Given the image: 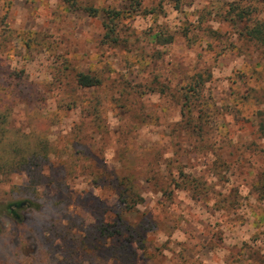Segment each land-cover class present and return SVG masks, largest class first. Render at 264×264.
<instances>
[{
	"label": "rangeland",
	"instance_id": "rangeland-1",
	"mask_svg": "<svg viewBox=\"0 0 264 264\" xmlns=\"http://www.w3.org/2000/svg\"><path fill=\"white\" fill-rule=\"evenodd\" d=\"M134 1L0 0V264H264V6Z\"/></svg>",
	"mask_w": 264,
	"mask_h": 264
},
{
	"label": "trees",
	"instance_id": "trees-1",
	"mask_svg": "<svg viewBox=\"0 0 264 264\" xmlns=\"http://www.w3.org/2000/svg\"><path fill=\"white\" fill-rule=\"evenodd\" d=\"M173 2L178 1V0H171ZM257 3L262 7L264 6V0H258ZM134 8H136V10L138 9L140 3L138 0L134 1ZM264 10V9H261ZM121 15V11L119 10H110L107 12V16L109 20H113L118 18ZM225 19L228 20L231 24H243L242 29L240 30V33L242 35H244L245 37H247L248 39L254 41L255 43H257L259 46H261L262 48H264V14H260V12H254L252 11V9H238L237 4H230L229 7L225 10ZM113 32L117 35V30H116V24L112 27L110 26L108 29V33L106 36V39L112 40V36H113ZM118 36V35H117ZM160 36V33H155L154 37L157 38ZM172 36V35H171ZM116 41L118 40V37H115ZM170 39V37H169ZM73 85L74 87H78V88H93L95 86H97L99 84V79L91 74L88 73H84V72H77L75 73L74 77H73ZM202 81H203V75L202 74H197L196 78H192L190 83L188 84V86H185V88L181 87L180 89L184 90V96H183V100L184 103L187 104L189 107L191 106V104H194L193 100V96L196 97L197 101H200L202 99L201 95H200V89H201V85H202ZM8 88V87H7ZM10 92H13L12 90H10ZM203 106L204 103H203ZM204 113L202 111H200L199 115L197 116L198 120L202 121L206 119V116L203 115ZM261 132L264 134V124L261 125L260 127ZM1 142V139H0ZM23 148V146H22ZM20 149V152H22L23 149ZM10 151H13V149L11 148ZM10 158V161H7V159ZM21 159L24 160L23 155L21 156ZM17 160L16 159H12L11 157H2L0 155V169L1 167H5L6 165L12 166V167H18L17 166ZM256 188L258 189V192H260L263 196H264V172L262 173L261 176L258 177L257 179V184H256ZM257 220L255 219L253 221V223L255 224ZM132 230V229H130ZM129 230V233H127L126 236H128V238L130 239L131 237L135 236V229H133L132 231ZM127 241V240H126ZM129 243L131 242L128 241ZM122 243L120 245V247H118V255L117 257H121L125 256V254H128V250L130 249V245L129 243ZM126 250V251H125ZM147 250V249H146ZM145 250V251H146ZM247 250V249H246ZM135 250H131V252L133 253ZM248 257L251 256L252 253H254V250L249 247L248 249ZM135 254V253H134ZM244 254V253H243ZM127 256V255H126ZM124 260H126L125 258H123ZM128 264H135V262H131L130 260L128 261Z\"/></svg>",
	"mask_w": 264,
	"mask_h": 264
},
{
	"label": "water",
	"instance_id": "water-1",
	"mask_svg": "<svg viewBox=\"0 0 264 264\" xmlns=\"http://www.w3.org/2000/svg\"><path fill=\"white\" fill-rule=\"evenodd\" d=\"M32 202L28 199H23V200H17L10 202L8 205H13L16 208H21L22 206H30Z\"/></svg>",
	"mask_w": 264,
	"mask_h": 264
},
{
	"label": "flooded vegetation",
	"instance_id": "flooded-vegetation-1",
	"mask_svg": "<svg viewBox=\"0 0 264 264\" xmlns=\"http://www.w3.org/2000/svg\"><path fill=\"white\" fill-rule=\"evenodd\" d=\"M24 206L21 207V209L23 208ZM18 210L16 207H14L13 205H6V211H8L9 213H11L13 216L15 217H18Z\"/></svg>",
	"mask_w": 264,
	"mask_h": 264
}]
</instances>
